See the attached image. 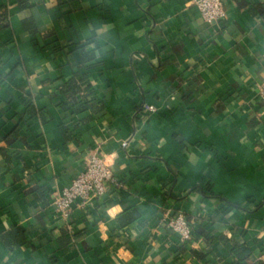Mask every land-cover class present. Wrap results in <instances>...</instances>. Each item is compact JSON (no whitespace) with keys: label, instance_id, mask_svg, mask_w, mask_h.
Masks as SVG:
<instances>
[{"label":"crops","instance_id":"obj_1","mask_svg":"<svg viewBox=\"0 0 264 264\" xmlns=\"http://www.w3.org/2000/svg\"><path fill=\"white\" fill-rule=\"evenodd\" d=\"M223 2L209 24L191 0H0V264H264V0ZM98 150L119 186L63 217Z\"/></svg>","mask_w":264,"mask_h":264},{"label":"built area","instance_id":"obj_2","mask_svg":"<svg viewBox=\"0 0 264 264\" xmlns=\"http://www.w3.org/2000/svg\"><path fill=\"white\" fill-rule=\"evenodd\" d=\"M200 12L205 22L218 23L226 17L223 0H191ZM258 93L264 102V80L258 86ZM148 109L154 111L153 105ZM110 185L119 186L118 178L106 157L98 150L90 154L82 170L78 172L68 185L55 193L53 205L57 213L69 217L73 204L80 200L87 203L90 200L101 198L105 195ZM161 220L164 225L186 245L196 239V232L192 221L184 212H177L168 207L162 211ZM264 261V258H262Z\"/></svg>","mask_w":264,"mask_h":264},{"label":"trees","instance_id":"obj_3","mask_svg":"<svg viewBox=\"0 0 264 264\" xmlns=\"http://www.w3.org/2000/svg\"><path fill=\"white\" fill-rule=\"evenodd\" d=\"M80 90V84L78 82V80L74 79L71 80V82L68 84L66 90H65V94L67 95V103H65V105H69L70 107H75V111H80L82 109H85L87 107H91L90 104L88 103H83L82 101H78L77 100V92ZM68 106V107H69ZM67 107V106H66ZM77 107V108H76ZM205 192V190H204ZM233 205V204H231ZM237 207V205H234ZM130 212L125 211L122 214H120L119 216V220L121 222H124L125 220L128 221V219H130ZM23 236V229H12V231H9L5 238L6 243L8 244V246H12L14 244H16L15 241H19L22 240ZM9 238H11V240H9ZM24 241V239H23ZM19 243V242H17ZM24 243V242H21ZM19 243V244H21ZM252 250L251 248L247 245V244H237L234 249H233V253L237 256L239 262H243L245 261L249 255L251 254ZM258 264H262V262H259Z\"/></svg>","mask_w":264,"mask_h":264}]
</instances>
